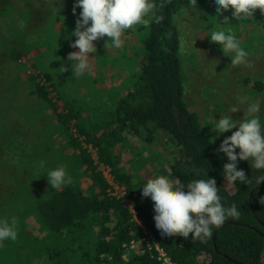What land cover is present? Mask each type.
I'll return each instance as SVG.
<instances>
[{
  "label": "trees",
  "instance_id": "1",
  "mask_svg": "<svg viewBox=\"0 0 264 264\" xmlns=\"http://www.w3.org/2000/svg\"><path fill=\"white\" fill-rule=\"evenodd\" d=\"M16 1L0 0V221L17 233L0 243V264H161L152 243L173 264H264V181L257 183L264 169L238 160L248 182L231 183L232 192L223 185L227 158L186 97L175 19L181 0H154L161 19L149 15L131 54H118L124 62L96 50L97 78L88 71L72 75L67 60L75 37L66 34L80 11L73 13L75 0H41L44 10L34 0ZM199 8L215 17L211 0H200ZM225 16L230 24H254L241 47L264 44L258 9L251 20L219 17ZM107 65L125 72L124 78L119 86L96 87ZM62 66L68 70L61 72ZM242 87L255 94L264 89L261 80L248 77ZM161 136L179 162H167L151 148ZM99 164L123 187L122 198L110 195ZM60 166L66 182L53 188L46 173ZM154 169L171 183L215 178L221 203L234 204L239 217L227 218L204 239L191 233L161 237L140 188L146 183L141 172Z\"/></svg>",
  "mask_w": 264,
  "mask_h": 264
},
{
  "label": "clouds",
  "instance_id": "2",
  "mask_svg": "<svg viewBox=\"0 0 264 264\" xmlns=\"http://www.w3.org/2000/svg\"><path fill=\"white\" fill-rule=\"evenodd\" d=\"M211 4L214 16L219 17L231 9V16L237 21L253 19L257 9L264 14V0H211ZM187 5L195 8V0H187ZM156 7L154 0H75L73 13L76 8L80 11L76 27L70 34L75 37L70 47L77 50L67 54L72 75L78 77L90 71V54L96 52L95 41L107 37L112 47L120 49L123 43L121 37L126 30L134 25L147 27L150 14L159 22L161 17L155 15ZM228 19L225 16L224 22L228 23ZM208 38L218 44L223 53L233 54V64L243 63L248 56L235 35L223 28L211 30ZM60 69L61 72L68 70L63 66ZM245 102L241 100V103ZM240 110L232 106L219 119H214L215 123L211 126L216 134L213 140L236 129L224 137L216 151L227 158V163L223 165L225 180L230 183L239 180L246 184L249 178L243 169L238 168V160H247L251 167L264 169V122L258 115L261 111L259 100L247 103L242 119H233L229 114ZM46 177L51 187H60L66 182V170L62 166L50 169ZM261 181H264V176L257 183ZM140 188L142 197L153 206V225L161 237L178 235L187 238L191 233L192 238L204 239L211 236L213 228L222 225L227 218H238L240 215L234 204L225 207L221 203L215 178L194 179L187 184L157 178L148 180ZM16 237L14 227L0 221V243L15 240Z\"/></svg>",
  "mask_w": 264,
  "mask_h": 264
},
{
  "label": "rangeland",
  "instance_id": "3",
  "mask_svg": "<svg viewBox=\"0 0 264 264\" xmlns=\"http://www.w3.org/2000/svg\"><path fill=\"white\" fill-rule=\"evenodd\" d=\"M19 1L17 0L16 3L21 4L22 0ZM206 1L207 0H204V2ZM199 2L200 0H195V8H190L187 5V0H181L179 3L183 4L184 8L177 11L175 19L179 30L182 65L188 76L186 97L187 100L194 105L204 129L213 139L216 135L215 132L212 131L211 126L215 123L214 119H219V117L224 115L232 106H237L241 110L235 113H229L231 117L233 119H242L247 103L259 100L261 102V111L258 115L261 121L264 122V89L261 93L255 94L247 91L249 87H242V80L244 77L261 80L264 85V44L257 45L256 41L249 43L247 47H243L248 52L245 61L240 64H233L231 62L233 54L223 53L222 49L215 45V42L209 40L208 37L210 36L211 30L217 27H227L231 34L235 35L236 32H239L240 37L236 38L239 42L242 40L243 44H245V40H250L251 37L247 32L253 28L254 24H249L248 28H245L241 25L230 24L233 19L230 20L229 18L228 23H225L224 17L216 16L213 17L214 21L210 12H207L208 10L205 11L199 8ZM205 4L206 3H202V7H204ZM45 5H47L45 1H33V6H38L37 9L39 10H44ZM228 11L230 12L231 9ZM229 12L226 11L223 13L224 15H231ZM213 15H215V13H213ZM141 28L146 29L144 26L134 25L132 28L126 30L125 34L121 37L123 43L120 49L112 47L111 41H107L108 38L105 37L94 42L96 50L101 49L105 55L110 54V56L113 57L117 56V63L120 64L125 61V58H119L118 54H131V45L137 46L138 39L141 36ZM261 30L260 32L264 33V28ZM66 35L70 38V34ZM133 49L135 51L137 48ZM76 50L77 49H74L73 51ZM33 55L34 53L31 52L28 57H33ZM192 55H194V58ZM59 56L62 55L59 54ZM95 63H97L95 54L92 53L90 54V71L88 72L91 73L93 78L98 77L97 66L99 64L95 65ZM114 70L115 69L111 68L109 65L104 69H100L102 79H100L99 84L95 86L102 89H108L116 85L119 86L124 78L125 72H116ZM20 76L25 81L26 76L23 72H20ZM242 99L246 102L241 103ZM235 130L236 129H232L231 131ZM231 131L221 134L218 138L213 140L214 143L219 146L224 137L231 135ZM151 148L158 152L167 162L176 163L180 160V155L175 150L174 146L166 143L164 136L159 137ZM122 165L125 168L129 167L127 163H123ZM149 167L150 166H147L148 169H151ZM155 169L150 172L146 170L141 172V175H146V182L148 180L162 178V175L158 174V171H156L157 169ZM223 185L228 192L233 191V185L230 182L224 180ZM124 259L126 260L127 256H125Z\"/></svg>",
  "mask_w": 264,
  "mask_h": 264
},
{
  "label": "built area",
  "instance_id": "4",
  "mask_svg": "<svg viewBox=\"0 0 264 264\" xmlns=\"http://www.w3.org/2000/svg\"><path fill=\"white\" fill-rule=\"evenodd\" d=\"M93 157H94V154H93ZM98 168L102 172L105 179L108 181L109 186L111 187L110 191H109L110 195L115 196L117 198H122L124 196V189H123V187H120L115 181H113L112 177L110 176L109 168L106 166H103L101 164L98 165ZM143 230L145 233H147L144 228H143ZM152 245H153L155 251L157 252V259L161 262V264H173L166 257L165 253L161 249L158 248L157 245H155L153 243H152ZM133 247L134 246L132 244L129 248L132 249Z\"/></svg>",
  "mask_w": 264,
  "mask_h": 264
},
{
  "label": "water",
  "instance_id": "5",
  "mask_svg": "<svg viewBox=\"0 0 264 264\" xmlns=\"http://www.w3.org/2000/svg\"><path fill=\"white\" fill-rule=\"evenodd\" d=\"M226 224H235V223H233V222H228V223H226Z\"/></svg>",
  "mask_w": 264,
  "mask_h": 264
}]
</instances>
